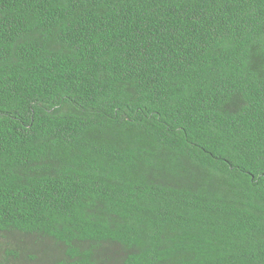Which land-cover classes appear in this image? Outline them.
<instances>
[{
  "label": "trees",
  "instance_id": "1",
  "mask_svg": "<svg viewBox=\"0 0 264 264\" xmlns=\"http://www.w3.org/2000/svg\"><path fill=\"white\" fill-rule=\"evenodd\" d=\"M0 264H264V0H0Z\"/></svg>",
  "mask_w": 264,
  "mask_h": 264
}]
</instances>
